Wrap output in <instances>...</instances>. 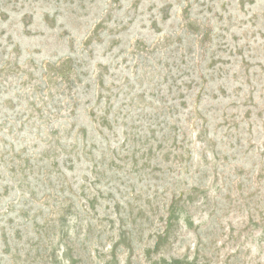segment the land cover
Instances as JSON below:
<instances>
[{
  "label": "rangeland",
  "instance_id": "obj_1",
  "mask_svg": "<svg viewBox=\"0 0 264 264\" xmlns=\"http://www.w3.org/2000/svg\"><path fill=\"white\" fill-rule=\"evenodd\" d=\"M0 264H264V0H0Z\"/></svg>",
  "mask_w": 264,
  "mask_h": 264
}]
</instances>
